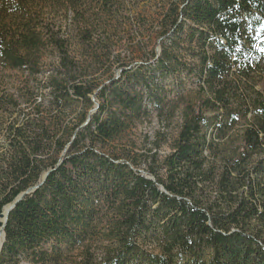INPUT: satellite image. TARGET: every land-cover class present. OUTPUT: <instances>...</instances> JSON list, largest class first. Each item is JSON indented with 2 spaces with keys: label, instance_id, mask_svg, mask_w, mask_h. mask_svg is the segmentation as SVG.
Listing matches in <instances>:
<instances>
[{
  "label": "trees",
  "instance_id": "obj_1",
  "mask_svg": "<svg viewBox=\"0 0 264 264\" xmlns=\"http://www.w3.org/2000/svg\"><path fill=\"white\" fill-rule=\"evenodd\" d=\"M125 3L0 0V214L49 172L0 264H264V0ZM152 115L162 158L120 145Z\"/></svg>",
  "mask_w": 264,
  "mask_h": 264
},
{
  "label": "rangeland",
  "instance_id": "obj_2",
  "mask_svg": "<svg viewBox=\"0 0 264 264\" xmlns=\"http://www.w3.org/2000/svg\"><path fill=\"white\" fill-rule=\"evenodd\" d=\"M128 4L129 0H126ZM134 3H140L142 7L145 8L147 11V17L151 16V13L158 12L159 6H162V3L164 0H150L146 3H141L139 0H132ZM124 6V5H123ZM124 12L122 10L121 15L119 18L121 19L122 16H125L126 11L129 9V6L123 7ZM124 14V15H123ZM52 15V14H51ZM55 23L57 25H62L64 22L63 14L58 12L57 15H55L54 19ZM133 23L137 24L139 27L145 28L146 31L152 33L151 36L146 37L143 39L142 44L140 47L143 49V53L141 54V57H132V59H124L127 60V62L130 61H147L150 59L152 52L159 53L160 49L155 41V29L150 26L149 19H142L137 18L134 19ZM119 36H120V43L119 46H122V49H137V39L133 36L131 31H128L127 29H119ZM136 39V40H135ZM124 56V55H123ZM131 57V55H125ZM9 81L11 84H16L18 82V77L16 74H11L9 77ZM259 90L264 95V78L261 81V84L259 85ZM177 117L172 119L171 125H166L162 120L158 119L156 115H152L146 119H143L141 122L137 123L134 128L131 129L130 133L125 137L124 141L120 143L125 144L129 142V140L134 144L133 148H136L137 153H143L148 150L154 151L155 147L154 145L159 144L158 149V156L159 158H162L164 155L169 153L171 151V143L174 137L175 127H176ZM146 168L145 164H142L141 170H144Z\"/></svg>",
  "mask_w": 264,
  "mask_h": 264
},
{
  "label": "water",
  "instance_id": "obj_3",
  "mask_svg": "<svg viewBox=\"0 0 264 264\" xmlns=\"http://www.w3.org/2000/svg\"><path fill=\"white\" fill-rule=\"evenodd\" d=\"M61 161H59L58 165L60 164ZM49 172L43 173L40 178L38 179L37 183L32 186L30 189H28L26 192L21 193L20 195H18L14 201L7 205L6 207H4L3 212L0 214V220H2V222L0 221V235L2 236V241L0 242V250L2 248V245L4 243L5 240V234H4V227L6 225L7 222V218L9 213L15 208V206L27 195L34 193L45 181V179L47 178Z\"/></svg>",
  "mask_w": 264,
  "mask_h": 264
},
{
  "label": "snow or ice",
  "instance_id": "obj_4",
  "mask_svg": "<svg viewBox=\"0 0 264 264\" xmlns=\"http://www.w3.org/2000/svg\"><path fill=\"white\" fill-rule=\"evenodd\" d=\"M261 30L264 31V25L261 26Z\"/></svg>",
  "mask_w": 264,
  "mask_h": 264
},
{
  "label": "bare ground",
  "instance_id": "obj_5",
  "mask_svg": "<svg viewBox=\"0 0 264 264\" xmlns=\"http://www.w3.org/2000/svg\"><path fill=\"white\" fill-rule=\"evenodd\" d=\"M2 222V220H0ZM2 241V236L0 235V242Z\"/></svg>",
  "mask_w": 264,
  "mask_h": 264
}]
</instances>
